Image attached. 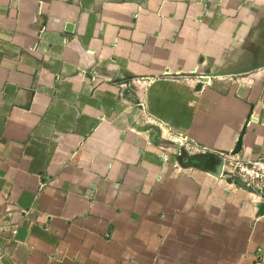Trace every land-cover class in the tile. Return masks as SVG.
I'll return each instance as SVG.
<instances>
[{"label":"crops","instance_id":"crops-1","mask_svg":"<svg viewBox=\"0 0 264 264\" xmlns=\"http://www.w3.org/2000/svg\"><path fill=\"white\" fill-rule=\"evenodd\" d=\"M264 0H0V264H264Z\"/></svg>","mask_w":264,"mask_h":264},{"label":"built area","instance_id":"built-area-1","mask_svg":"<svg viewBox=\"0 0 264 264\" xmlns=\"http://www.w3.org/2000/svg\"><path fill=\"white\" fill-rule=\"evenodd\" d=\"M221 156L223 158L222 176L253 189L264 188V158L244 159L232 153Z\"/></svg>","mask_w":264,"mask_h":264},{"label":"water","instance_id":"water-1","mask_svg":"<svg viewBox=\"0 0 264 264\" xmlns=\"http://www.w3.org/2000/svg\"><path fill=\"white\" fill-rule=\"evenodd\" d=\"M239 144H240V139H239V141L237 143L236 148L232 152V154H235L237 152V149L239 147ZM222 167H223V158L222 157H219V162H218L217 170H216V173H215L216 175L221 176V174H222Z\"/></svg>","mask_w":264,"mask_h":264}]
</instances>
